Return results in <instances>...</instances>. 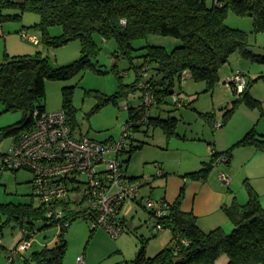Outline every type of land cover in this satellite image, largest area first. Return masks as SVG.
Here are the masks:
<instances>
[{"label": "trees", "instance_id": "trees-1", "mask_svg": "<svg viewBox=\"0 0 264 264\" xmlns=\"http://www.w3.org/2000/svg\"><path fill=\"white\" fill-rule=\"evenodd\" d=\"M11 9L19 13L16 15L4 13ZM231 11L241 17L253 18L254 32H264V0H24L22 2L0 0L2 21L17 20L27 12L40 15L41 21L30 28L41 32V41L47 46L57 48L76 40L82 44L81 58L59 68H53L42 52H38L35 56L11 57L6 54L5 59L0 62V99L7 111L22 110L25 118L17 124L4 128L0 141L9 137H13L15 141L23 132L35 127L38 118L36 114L41 116L47 112L43 101L47 96L48 80H68L87 69L104 73L97 69V63L93 61L101 52L99 38L102 41L117 42V49L114 52L117 60L122 56L134 65V55L140 51L141 53L136 57L142 58L144 63L139 67L141 72L138 70L140 74L138 73L133 84L125 85L121 91L112 96H103L97 109L109 102L117 103L121 98H129L138 91L143 95L146 87L142 84L147 85L148 90L155 95L156 103L148 110L142 105V95L140 106H128L130 111L128 123H132V127L130 134L123 136L126 146L121 153L129 154V158L124 160L125 164H128L132 156L148 144L133 138V134L142 132L144 126L148 127V130L152 126L161 128L168 140L179 137L180 134L177 132L179 119L152 117L151 109L166 103L167 97L177 91V85L182 81L185 71H189L191 78L197 82H205L206 92H212L220 81L221 69L233 54L239 52L245 59L264 64V53H256L251 48L248 32L232 28L226 23ZM54 27L61 28V33L51 34L50 30ZM151 35L175 37L182 41V45L171 51L162 46L152 45L136 49L135 41L147 39ZM145 69L149 73L147 80H144L143 75ZM260 79H264V76L259 77L255 82ZM251 88L252 81L248 82L242 93L235 90L239 98L225 114L222 126L228 123L240 104L252 109L262 108V102L252 96ZM73 90L74 87L64 88L63 109L68 114V122L72 129L78 133L76 109L72 104ZM147 112L148 122L142 124L141 121ZM201 115L210 125L216 126V119L212 114ZM148 130L144 132L147 133ZM109 140L104 143L112 142V139ZM248 146L264 153V135L252 129L229 150L215 152L212 160L205 163L204 168L187 174L185 178L207 181L220 157L226 156L228 158L226 164H230L235 150ZM5 155L7 154L3 155V162ZM21 170L33 172L30 169L12 171ZM164 176L165 173L161 178ZM129 178L133 182L142 179L130 176ZM73 190L81 191L82 187H75ZM248 191L249 200L245 205L235 202L224 208L233 225L230 233L224 227L204 232L199 226L198 218L182 210L186 194V189L183 188L174 204L168 202L169 214L163 221L166 229H171L173 234L169 246L151 257L147 253L149 239H142V246L136 257L127 264H216L223 256H228L227 264H264V206L254 188L249 187ZM86 201L87 199L83 197L66 202V216L62 221L49 218L51 207L37 204L33 197L30 203L0 204L2 221L0 231L5 226L16 223L24 231L23 239H30L39 224L43 225L42 229L59 227L62 233L54 248H44L31 255H22L21 258L24 264H63L68 250L64 232L68 228L61 226L68 222L71 226L73 221L80 217L89 218L85 209ZM149 213L152 216L151 211ZM157 236L158 233H155L153 237ZM184 239L189 242L188 245L181 244ZM0 247H2L1 240ZM10 260L12 264H16V260L11 258Z\"/></svg>", "mask_w": 264, "mask_h": 264}, {"label": "rangeland", "instance_id": "rangeland-1", "mask_svg": "<svg viewBox=\"0 0 264 264\" xmlns=\"http://www.w3.org/2000/svg\"><path fill=\"white\" fill-rule=\"evenodd\" d=\"M13 1L22 2L24 0ZM4 13L16 15L19 12L11 9ZM40 21V15L31 12L24 13L22 18L17 20L2 21L0 16V62L5 59L6 54L11 57L25 55L23 54L25 52L23 46L28 45L35 48L34 53L29 55L35 56L40 50L42 55L49 59L53 68L70 65L81 58L82 44L79 40L57 48L49 47L43 43L38 48L30 40L25 39L23 36L24 32L33 36L38 35L39 39H42L40 31L30 28ZM226 23L232 28L248 32L251 48L256 53H264V32H254L253 18L241 17L231 11L227 16ZM50 31L51 34L58 35L62 29L54 27ZM98 41L101 45V52L93 61L97 63V69L104 71V73L87 69L68 80H48L46 83L47 96L43 104L47 111L51 113L63 110L64 88L74 87L72 104L76 109L77 134L83 133L101 142L109 139H112V142H119L124 134L123 128L130 119V111L127 107L140 106L142 92L138 91L130 95L129 98H121L117 103L109 102L100 109H97V106L103 96H112L121 91L125 85L133 84L137 79L138 73L140 74L141 72L139 67L144 63V60L136 57L141 53L140 51L134 55V65L131 64L129 59L122 56L117 60L114 56L117 42L115 40L102 41L100 38ZM148 45L162 46L171 51L181 46L182 41L175 37L151 35L147 39L137 40L134 43L136 49H141ZM115 65L117 66L116 68L114 67ZM239 72L246 75L248 82L252 81L251 94L255 99L262 102V108L252 109L245 104H240L236 107L227 124L222 127L210 125L201 114H212L216 119V125L217 123H224L225 114L239 98V94L231 90L227 86V82ZM261 76H264V64L245 59L237 52L231 56L229 62L221 69L220 81L214 91L206 92L207 84L205 82H197L191 77L178 83L177 91L181 92L187 106L178 108L174 103L173 96H169L166 103L151 109V116H161L163 119H179L177 132L180 136L168 140L161 128L153 126L149 130L147 129L148 127L144 126L142 132L133 134V138L136 141H154L156 142L155 144L164 146L162 148L158 147L159 145L152 146L145 152L137 154L126 164L128 176L131 172H135L138 176H143L141 177L142 179H147L140 191L139 200H142L143 203L139 204L134 200L126 202L120 215V222L123 223L124 232L117 238L103 226L94 230V221L90 217L75 219L72 225L64 232L68 242V250L63 264H78L80 257L85 259V264H127V261L136 257L142 246V239H149L147 253L153 256L159 252L160 248L168 247L173 237L171 229H166L158 234L157 237H153L155 234L153 231V220L145 203L149 197L161 200L160 195L165 194L166 182L158 176L160 172L164 173L163 160L167 159L168 162H172L173 165L177 166L182 155L188 156V150L197 149L203 151L205 147H215L218 150H223L226 146H229V148L233 147L238 140L242 139L252 129H255L259 134L263 133L264 79L255 82ZM188 104L191 105L188 106ZM24 118L25 114L22 110L13 109L7 111L0 99V136L4 128L17 124ZM245 126H249V129L246 130ZM146 130H148L147 133L144 132ZM186 136L188 141L184 139ZM192 138H197L198 140L201 138L204 141L193 142L191 141ZM207 142L215 143L209 146ZM13 144V137L3 138L0 141V204L30 203L32 197L29 188L34 180V173L28 170L14 172L6 170L3 166V155L10 152ZM187 148L188 150L186 151ZM237 149L246 151L247 148ZM240 152H238V158L243 155ZM127 158H129L128 153L121 156V160ZM229 168L228 164L219 162L213 169V174H219L220 179V174L225 172L233 178L232 174L228 172L230 171ZM148 179H150L149 182ZM141 180H137V182ZM159 181L162 182L155 183ZM249 187L253 188L249 180L242 182L241 188H244L247 193L249 192ZM3 221H5L4 218ZM1 224L2 221L0 220ZM42 227V224L36 226L33 245L31 250L26 253L27 255L44 248H54L56 246L62 233L61 229L59 227L42 229ZM226 230L229 233L233 230L231 222ZM23 238L24 231L16 223H11L0 231L2 245L0 247V264H12L9 254L17 248ZM228 260V256H223L216 264H227ZM16 264H24L21 256L17 257Z\"/></svg>", "mask_w": 264, "mask_h": 264}, {"label": "built area", "instance_id": "built-area-1", "mask_svg": "<svg viewBox=\"0 0 264 264\" xmlns=\"http://www.w3.org/2000/svg\"><path fill=\"white\" fill-rule=\"evenodd\" d=\"M25 39L34 44H40L37 36L24 32ZM147 69L143 70L144 80L149 78ZM191 77L189 71L183 74V80ZM248 85L246 75L237 73L227 82L230 89L242 93ZM142 95V105L146 110L155 105V95L148 90ZM174 103L178 108L187 106L182 95L176 91L173 95ZM129 108V107H127ZM37 115L36 125L33 129L25 131L15 139L7 155L4 156L3 166L6 170L30 169L35 177L30 185L31 196L39 205L51 207L48 217L62 221L66 216V202L85 197V207L88 217L94 221V230L105 227L114 237L124 232V226L119 222L122 205L129 200L143 203L140 191L145 179L133 182L127 174L126 164L121 160L122 150L126 146L124 138L119 142H101L87 135L77 134L68 122L66 110L46 112ZM149 113L141 123L148 122ZM217 127H222L217 123ZM132 123L124 126L123 136L131 132ZM228 158L222 156L219 162L227 163ZM163 173H159L162 177ZM150 179H148L149 182ZM220 180L230 185L232 177L225 172L220 174ZM82 187L81 191L73 190ZM146 208L152 213L153 231L162 233L166 230L163 223L170 210L167 200L147 198ZM61 227H70V223ZM26 233V231H25ZM33 236L23 239L17 248L10 252L9 257L16 260L18 256L25 255L32 248ZM184 239L181 244L188 245ZM78 264H85L80 257Z\"/></svg>", "mask_w": 264, "mask_h": 264}, {"label": "crops", "instance_id": "crops-1", "mask_svg": "<svg viewBox=\"0 0 264 264\" xmlns=\"http://www.w3.org/2000/svg\"><path fill=\"white\" fill-rule=\"evenodd\" d=\"M35 36L39 38L38 35ZM42 44L43 42L41 41L40 44L34 45L40 48ZM23 48L25 51L23 54L25 55L33 54L35 51V48L31 45L23 46ZM38 51L41 52L40 50ZM231 90L235 91L236 89ZM248 127L249 126H245V129H249ZM261 134L264 135V132ZM240 135L239 137H241ZM184 139L188 141L187 136L184 137ZM191 141L201 142L204 140L201 138L199 140L197 138H192ZM155 143L156 142L154 141L148 142V144L142 150H139L132 156L131 160L137 154L145 152V150L151 148L152 146L154 147L159 145L158 147H164L161 144ZM213 143L215 142H207L209 146L214 145ZM245 148H247L246 151H242V149H236L230 164H228L230 166V171L228 172L233 176L230 185L224 184L219 179V174L214 175L213 172L207 181H194L185 178L187 174L199 171L204 168L205 163H208L212 160L213 154L215 152H225L230 149L229 146H226L223 148V150H218L215 147H205L203 151L197 149H193L192 151L188 150V156L185 154L184 156L182 155L177 166L173 165L172 162H168L167 159H164L162 167L166 176H164L162 179L165 180L167 187L165 189V194L163 193L160 195L161 198L166 199L171 204H174L180 196L182 189L185 188L186 194L182 205V210L186 213L194 214L198 218L199 226L204 232H210L219 227H224L226 229L229 226L230 221L224 211V208L233 205L235 202L245 205L249 200L248 193L244 190V188H241L242 182L244 183L245 180H249L251 182V185L259 194L261 202L264 206V153L254 147ZM238 152L243 154L240 155V158L237 157ZM129 176L135 179L143 177L138 176L135 172H131ZM162 181L155 183L157 184ZM125 204L126 203L122 205L121 210ZM163 249L165 248H160L159 252ZM159 252H157V254ZM148 255L153 257L151 254ZM133 259L134 258H132V260Z\"/></svg>", "mask_w": 264, "mask_h": 264}]
</instances>
